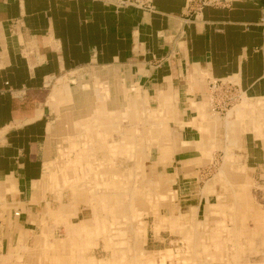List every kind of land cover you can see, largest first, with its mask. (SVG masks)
I'll list each match as a JSON object with an SVG mask.
<instances>
[{
	"label": "crops",
	"instance_id": "1",
	"mask_svg": "<svg viewBox=\"0 0 264 264\" xmlns=\"http://www.w3.org/2000/svg\"><path fill=\"white\" fill-rule=\"evenodd\" d=\"M201 2L153 0L148 12L105 0H0V264H25L19 263L20 252H37L43 245L35 249L34 242L45 238L49 245L54 242L50 216L60 218L53 210L64 203L45 184L49 141L62 136V120L68 121L59 112L62 92L69 94L73 115L95 110L91 118L101 120L125 116L106 111L126 99L125 84L155 102L162 116L174 101L185 124L184 140L177 141L180 151L199 141L193 129L198 102L207 98L213 82L231 84L249 99L264 98V0ZM86 70L109 75L102 82L109 83L110 99L99 107L86 101L90 84L80 83L78 94L70 85ZM65 85L67 94L61 89ZM223 121L237 140L241 125ZM189 147L185 161L199 159L197 146ZM183 171L195 170L172 173L174 183ZM238 189L240 197L245 189ZM254 219L262 224L264 214L254 213Z\"/></svg>",
	"mask_w": 264,
	"mask_h": 264
},
{
	"label": "rangeland",
	"instance_id": "2",
	"mask_svg": "<svg viewBox=\"0 0 264 264\" xmlns=\"http://www.w3.org/2000/svg\"><path fill=\"white\" fill-rule=\"evenodd\" d=\"M102 79L110 80L105 70H86L70 85L78 94V86L90 84L86 101L99 107L111 95ZM61 89L68 93L67 86ZM121 89L126 99L106 111L125 116L107 120L92 119L95 110L89 109L73 118L69 94L62 92L59 112L69 122L62 120L64 133L49 141L45 185L64 204L53 210L60 218L50 216L53 244L46 238L44 244L34 242L35 249L43 247L20 252L19 263L264 264V223L254 219V213L264 214V98L241 96L231 117L243 128L237 140L223 121L233 101L225 110L219 108L222 99L214 104L218 122L211 101L198 102L193 132L199 141L188 143L185 152L178 150L185 124L174 101L162 116L138 88L125 84ZM191 145L200 158L186 162ZM188 167L195 171H183L174 183L172 173ZM238 187L245 189L240 197ZM188 191L192 194L184 196ZM184 199L190 200L180 202ZM66 233L69 239L59 240Z\"/></svg>",
	"mask_w": 264,
	"mask_h": 264
},
{
	"label": "built area",
	"instance_id": "3",
	"mask_svg": "<svg viewBox=\"0 0 264 264\" xmlns=\"http://www.w3.org/2000/svg\"><path fill=\"white\" fill-rule=\"evenodd\" d=\"M105 1L113 2L119 7H132L148 12L151 11L153 8L152 6L153 0H105ZM201 1H202L201 3H203L204 5L209 3H215L217 1L219 2L221 0H201ZM210 89H212V94L214 95V97L218 99V100L216 99V101L214 102L215 104L214 108H216V104L220 102V99H222V101L219 103L220 104L219 108L221 109L224 108L225 110V108L229 105V102L235 100V98L239 95L237 89L231 84L222 85L220 83L213 82L210 85ZM14 215L18 216L19 213L15 212Z\"/></svg>",
	"mask_w": 264,
	"mask_h": 264
},
{
	"label": "bare ground",
	"instance_id": "4",
	"mask_svg": "<svg viewBox=\"0 0 264 264\" xmlns=\"http://www.w3.org/2000/svg\"><path fill=\"white\" fill-rule=\"evenodd\" d=\"M241 96H242V93H239V95L237 96L238 98L235 101L233 100V102H232L233 106L231 104L232 107L230 106L231 108L226 110V114L223 117L224 119L231 118L234 115L235 108H236L237 104L240 102ZM206 97H207V99H209L211 101L212 111H213L214 115L218 116L219 113L216 112L215 109H213L214 102L216 101L217 98L214 97V95L212 94V89H210V93Z\"/></svg>",
	"mask_w": 264,
	"mask_h": 264
}]
</instances>
